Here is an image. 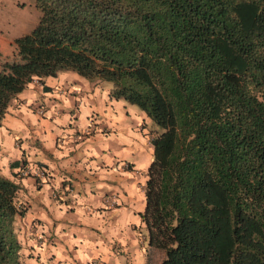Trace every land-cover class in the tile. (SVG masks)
Returning a JSON list of instances; mask_svg holds the SVG:
<instances>
[{"label":"trees","instance_id":"16d2710c","mask_svg":"<svg viewBox=\"0 0 264 264\" xmlns=\"http://www.w3.org/2000/svg\"><path fill=\"white\" fill-rule=\"evenodd\" d=\"M35 3L38 76L109 83L155 127L140 218L161 264H264V0ZM32 69L0 70V122ZM23 197L0 172V264H23Z\"/></svg>","mask_w":264,"mask_h":264},{"label":"crops","instance_id":"0c3cea01","mask_svg":"<svg viewBox=\"0 0 264 264\" xmlns=\"http://www.w3.org/2000/svg\"><path fill=\"white\" fill-rule=\"evenodd\" d=\"M110 89L60 71L34 77L10 101L0 122V172L22 185L28 205L17 220L29 255L23 264H138L130 246L135 231L146 236L140 213L152 160L141 124L152 122Z\"/></svg>","mask_w":264,"mask_h":264},{"label":"rangeland","instance_id":"374dc122","mask_svg":"<svg viewBox=\"0 0 264 264\" xmlns=\"http://www.w3.org/2000/svg\"><path fill=\"white\" fill-rule=\"evenodd\" d=\"M40 16L35 0H0V70L13 78L23 79L28 64L33 66L32 75L40 78L38 72L40 64L36 59L35 49L26 45L22 40L31 34ZM142 128L151 134L153 126L142 121ZM142 155L139 160H142ZM127 163L126 170H133ZM140 232V233H138ZM19 239L23 242L25 229L21 222L18 231ZM142 231H135L136 241L130 248L134 253V262L138 264H161L165 256L164 250L150 246ZM38 240L39 237L36 235ZM36 246L38 247L39 241ZM22 259L29 257L27 251H21ZM139 254L143 255L140 259Z\"/></svg>","mask_w":264,"mask_h":264},{"label":"built area","instance_id":"2783aa9c","mask_svg":"<svg viewBox=\"0 0 264 264\" xmlns=\"http://www.w3.org/2000/svg\"><path fill=\"white\" fill-rule=\"evenodd\" d=\"M38 112H39V113H42L43 111L39 109V111H38ZM125 166H127V163H125Z\"/></svg>","mask_w":264,"mask_h":264}]
</instances>
